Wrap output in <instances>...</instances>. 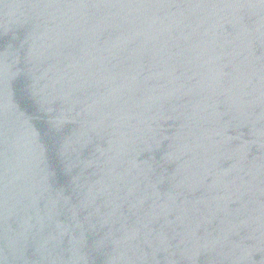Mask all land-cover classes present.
Returning a JSON list of instances; mask_svg holds the SVG:
<instances>
[{
    "label": "water",
    "instance_id": "obj_1",
    "mask_svg": "<svg viewBox=\"0 0 264 264\" xmlns=\"http://www.w3.org/2000/svg\"><path fill=\"white\" fill-rule=\"evenodd\" d=\"M0 264H264V0H0Z\"/></svg>",
    "mask_w": 264,
    "mask_h": 264
}]
</instances>
